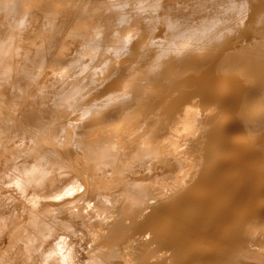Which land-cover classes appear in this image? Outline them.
I'll return each instance as SVG.
<instances>
[{"label": "bare ground", "instance_id": "1", "mask_svg": "<svg viewBox=\"0 0 264 264\" xmlns=\"http://www.w3.org/2000/svg\"><path fill=\"white\" fill-rule=\"evenodd\" d=\"M0 264H264V0H0Z\"/></svg>", "mask_w": 264, "mask_h": 264}, {"label": "snow or ice", "instance_id": "2", "mask_svg": "<svg viewBox=\"0 0 264 264\" xmlns=\"http://www.w3.org/2000/svg\"><path fill=\"white\" fill-rule=\"evenodd\" d=\"M70 194V193H69Z\"/></svg>", "mask_w": 264, "mask_h": 264}]
</instances>
